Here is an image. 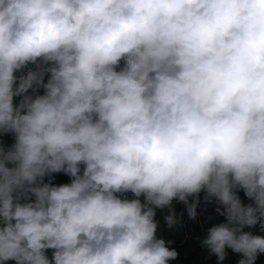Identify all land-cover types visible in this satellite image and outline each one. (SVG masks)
<instances>
[{"label": "clouds", "instance_id": "1", "mask_svg": "<svg viewBox=\"0 0 264 264\" xmlns=\"http://www.w3.org/2000/svg\"><path fill=\"white\" fill-rule=\"evenodd\" d=\"M7 134L0 264H170L165 232L197 220L201 192L225 218L201 246L255 264L264 0H0Z\"/></svg>", "mask_w": 264, "mask_h": 264}, {"label": "trees", "instance_id": "2", "mask_svg": "<svg viewBox=\"0 0 264 264\" xmlns=\"http://www.w3.org/2000/svg\"><path fill=\"white\" fill-rule=\"evenodd\" d=\"M32 68V65H29ZM19 75V73H17ZM41 92V90H40ZM42 94V93H41ZM20 97L14 98V103H19ZM10 134H8L9 136ZM7 136V137H8ZM57 184L70 182V177L63 174H54ZM129 199H132L130 192L125 194ZM205 193L199 194V205L197 207V220L195 222L188 221L187 214L184 216V225L178 229L179 234L185 239H180L174 243L173 247L179 252L176 260L170 261V264H217L212 263L213 256L208 250L201 246L200 242L196 239L199 237L201 240L205 237L207 229L213 225V210L215 203L212 199L206 200ZM192 198H190L191 201ZM176 211L179 213L183 209L182 204L175 205ZM159 212V211H158ZM211 218V219H210ZM49 257H51V250H48ZM227 264H237L234 258H227ZM264 255H260L255 264H263Z\"/></svg>", "mask_w": 264, "mask_h": 264}, {"label": "rangeland", "instance_id": "3", "mask_svg": "<svg viewBox=\"0 0 264 264\" xmlns=\"http://www.w3.org/2000/svg\"><path fill=\"white\" fill-rule=\"evenodd\" d=\"M42 91H43V90L41 89V93H42ZM8 141H9V142L7 143L8 146H10V145L14 142V141H13V138L10 139V140H8ZM47 179H51L53 183L57 184V180L54 178V176L51 177V178H46V180H47ZM130 194H131V193H130ZM238 195L240 196L242 202H243L245 205H247V204H249V203H253V201L249 200V199L244 195V192H243L242 190L238 192ZM131 197L133 198L132 194H131ZM212 200H213L214 203H215V208H214V210H213V216H212V218H213V220H212V221H213V224H215V223H219V222H223L225 218H224L223 216H219V215L216 213V208L218 207L217 201L215 200V198H213ZM162 215H163V213H161L160 211L157 212V219H161ZM165 235H167V236H169V237H171V238H174L175 243H177V241L180 240V239H182V240L185 239V237H182V236L179 234L178 230H176L175 232H165ZM228 258H234V259L238 260V259H239V256H238V254L232 253V252L229 250ZM212 259H213L212 263H217V262H216V257H215V256H213ZM227 263H228L227 260H225V261H224V264H227ZM8 264H13V262H8ZM263 264H264V263H263Z\"/></svg>", "mask_w": 264, "mask_h": 264}, {"label": "built area", "instance_id": "4", "mask_svg": "<svg viewBox=\"0 0 264 264\" xmlns=\"http://www.w3.org/2000/svg\"><path fill=\"white\" fill-rule=\"evenodd\" d=\"M35 66L32 65V68H34ZM8 134L7 135H0V141L4 142L7 138Z\"/></svg>", "mask_w": 264, "mask_h": 264}, {"label": "crops", "instance_id": "5", "mask_svg": "<svg viewBox=\"0 0 264 264\" xmlns=\"http://www.w3.org/2000/svg\"><path fill=\"white\" fill-rule=\"evenodd\" d=\"M13 137H12V135L10 134L7 138H6V140L3 142V144L5 145V146H8L7 145V143L9 142L8 140H10V139H12Z\"/></svg>", "mask_w": 264, "mask_h": 264}]
</instances>
